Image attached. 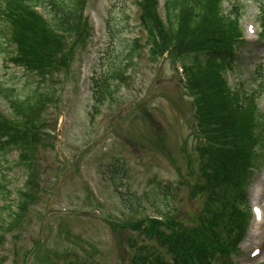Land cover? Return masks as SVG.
<instances>
[{
    "label": "rangeland",
    "instance_id": "rangeland-1",
    "mask_svg": "<svg viewBox=\"0 0 264 264\" xmlns=\"http://www.w3.org/2000/svg\"><path fill=\"white\" fill-rule=\"evenodd\" d=\"M257 2L223 0L220 6L223 13L238 19L247 40H256L239 53L235 71L228 75L235 88L242 83L251 89V81L257 85L249 70L254 63L263 64L264 76V32L258 29ZM86 4L93 37L82 51L69 56L67 70L52 74L55 86L47 84L44 89L52 100L39 116L46 137L35 144L31 157L37 169L35 188L26 189L21 150L4 144L8 134L0 132V175H5L0 194V264H126L137 246L155 247L168 257L159 242L132 224L146 221L162 207L174 210L172 215L189 225L204 201V195L192 190L200 180L197 147L202 136L193 101L181 84V69L167 58L150 57L147 31L138 19L139 0H87ZM41 7L47 19L55 21ZM8 33L7 29L0 33L7 49H0V83L26 95L41 84L40 79L10 61L14 46ZM110 65L123 68L118 78H109V91L99 103L91 77L97 79L103 71L108 75ZM259 92L256 104L264 109V92ZM0 113L22 122L2 98ZM255 163L250 205L261 201L263 215L258 223L252 217L248 232L252 229L255 235L241 241L234 264H264V154ZM111 164L121 165L117 189L110 179ZM161 182L170 185V200L151 197ZM26 191L27 202L22 199ZM126 199L139 202L136 211Z\"/></svg>",
    "mask_w": 264,
    "mask_h": 264
},
{
    "label": "trees",
    "instance_id": "trees-1",
    "mask_svg": "<svg viewBox=\"0 0 264 264\" xmlns=\"http://www.w3.org/2000/svg\"><path fill=\"white\" fill-rule=\"evenodd\" d=\"M85 3L86 0H0V33L9 30L7 39L14 46L10 61L33 73L42 84L19 96L13 86L0 83V98L22 120L0 113V132L8 134L4 144L21 150L28 190L35 188L37 182V169L31 160L37 149L35 144L47 134L40 128L39 116L46 112L52 99L44 89L47 84L55 86L52 74L67 70L69 56H74L76 49L86 46L91 38ZM220 3L221 0H163L162 17L158 0H139L138 19L147 31L150 57L158 59L166 53L170 62L179 61L184 70L195 124L203 140L197 147L200 180L192 185V190L204 195V201L190 225L174 217V210L162 207L153 209L160 219L135 221L132 226L159 242L168 257L155 247L142 246L127 264H229L244 237L249 218L247 186L255 162L264 153V111L255 103L259 91L264 92V76L262 66L254 64L250 74L256 76L257 85L251 81L248 89L238 83L240 92L228 85L225 72L234 70L244 42L239 38L237 18L223 14ZM257 4L259 25L264 32V0ZM42 5L55 21L47 20L37 10ZM4 46L6 43L1 41L3 52L7 50ZM108 68V75L103 71L97 79L92 78L94 98L99 103L109 91V78H118L123 66ZM120 167H108L113 171L110 179L116 189L121 186L117 171ZM4 176L0 175V194L4 192ZM154 190V199L172 198L167 182L156 184ZM22 195L24 201L30 199L28 191ZM124 201L132 211L139 207L137 200ZM21 205L24 210L25 204Z\"/></svg>",
    "mask_w": 264,
    "mask_h": 264
},
{
    "label": "bare ground",
    "instance_id": "bare-ground-1",
    "mask_svg": "<svg viewBox=\"0 0 264 264\" xmlns=\"http://www.w3.org/2000/svg\"><path fill=\"white\" fill-rule=\"evenodd\" d=\"M252 230H249V234L247 236V238H250V236L253 234V232H251Z\"/></svg>",
    "mask_w": 264,
    "mask_h": 264
}]
</instances>
